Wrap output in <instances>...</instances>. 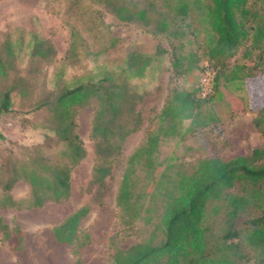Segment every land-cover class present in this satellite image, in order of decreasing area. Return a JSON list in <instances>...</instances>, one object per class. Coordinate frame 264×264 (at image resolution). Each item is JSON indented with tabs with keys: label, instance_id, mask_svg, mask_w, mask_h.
Segmentation results:
<instances>
[{
	"label": "rangeland",
	"instance_id": "374dc122",
	"mask_svg": "<svg viewBox=\"0 0 264 264\" xmlns=\"http://www.w3.org/2000/svg\"><path fill=\"white\" fill-rule=\"evenodd\" d=\"M121 4L127 6L131 12L148 4L152 6L147 9L149 24L117 19L114 6ZM161 4V0H0V56H6L5 49L8 45L11 51L8 61L12 68L6 84L12 86L17 82L16 88L11 92V110L0 119V129L5 136V140L0 141V162L10 158V155H25L26 147H32L42 141L43 136L49 135L29 126L47 122V111L35 107L41 100L67 86L78 82L87 84L98 79L107 91H118L119 96L112 102L116 115L110 119L104 118L112 133L107 143L94 151V155L87 130L93 110L106 106L105 101L98 100L103 96L87 95L82 105L73 109V130L81 138V143H88V151L81 163L69 170L70 188L66 199L48 201L42 208L31 211L25 207L24 202L16 208L24 211L17 213L11 210L12 207H3L6 202L3 199L5 193L0 189L2 223L12 228L17 225L16 218L19 216L23 224H26L18 226L22 230L29 229L34 234L31 240L43 247L45 241L38 230L57 224L81 205L87 204L88 211L79 222L78 236L84 237L100 208L111 211L105 226L91 235L90 244L84 243L86 258L78 263L77 254L74 253L78 247L69 249L66 264H114L113 254L116 250L125 249L140 241H148L150 233L155 229L154 225H158L157 214L161 203L158 191L162 190V186L168 185L163 180H170L178 171H192L199 159L218 157L227 160L236 155H248L253 148L264 145V138L252 122L256 117V110L248 78L243 80L244 84L241 80V84L239 80L223 84V78H218L211 95L213 100L201 106L202 114L207 108L215 114L217 120L213 124L196 128L180 138L179 134L183 129L181 125H176L175 133L170 134L166 131L170 126L168 120L158 123L157 115L172 90L192 91L196 95L199 80L204 76H211L212 71L205 57H202L197 61V69L188 75L192 81L172 74L168 65L169 40L166 35L155 33L151 28L159 11L164 10ZM182 41L185 44L183 50L191 48L198 54L202 52L195 43ZM37 43H41V47L48 52L47 57L33 55L34 45ZM151 46L156 49L154 55H158L163 74L153 89H138L132 78L128 81L120 78L118 56L124 48L131 57L146 55ZM252 59L243 60L238 55L230 57L225 60L224 73L234 63L245 65V71H250ZM250 72L252 76L249 80L261 79L264 82L262 65ZM106 75L112 78L113 85L102 81V77ZM220 86L221 91L227 94L216 99V91ZM18 90L22 91L16 93ZM126 131L130 132L120 140L122 133ZM156 132L160 134L155 151L149 157L151 166H156L153 171L148 162V166L143 167V155L135 158L133 162L132 192L137 197L145 192L139 199L140 209L136 217H133L134 214L128 213V210L123 212L115 205L116 191L127 158L136 148L145 146L148 135ZM50 135L49 137H53L51 132ZM116 144L119 145L118 150L106 149V145L112 147ZM23 147L25 148L22 150ZM94 147L96 149V143ZM99 151L104 152L103 156H100L101 152L98 154ZM103 158L105 164L109 165V172L104 177L105 187L101 203L97 204L93 200L97 187L90 181L91 169L93 160L101 163ZM149 171L150 175L147 174ZM152 178L154 180L150 182ZM0 179H5V176L0 175ZM18 191H21L20 186ZM226 191L241 193L239 186ZM215 202L206 206L205 224L209 225L211 232L217 237L227 224V215L223 202L216 214L208 212ZM146 210L149 211L145 212ZM144 213L152 214L150 222L143 220L147 217ZM254 213L252 207L238 211L233 219L236 228L242 227L243 221ZM228 241L234 242L235 238ZM241 251L247 256L241 259V264H264V261L251 256L249 247H242ZM25 255L26 264H38L30 256L28 247H25ZM0 264H21L13 255L10 246L2 242Z\"/></svg>",
	"mask_w": 264,
	"mask_h": 264
},
{
	"label": "trees",
	"instance_id": "16d2710c",
	"mask_svg": "<svg viewBox=\"0 0 264 264\" xmlns=\"http://www.w3.org/2000/svg\"><path fill=\"white\" fill-rule=\"evenodd\" d=\"M161 3L164 10L159 11L151 28L155 33H163L169 40L168 65L172 74L192 81L188 75L197 69V61L205 57L212 69L210 73L213 89L217 86L219 77L223 78V84L235 80L243 82L248 78L256 110V117L252 122L264 138V82L261 79L249 80L251 70H255L258 65L264 68V0H161ZM148 7L152 6L148 4L131 12L125 5H116L114 14L120 21H137L148 25ZM182 40L195 43L202 52L198 54L191 48L183 50L185 44ZM5 51L6 56H0V119L11 110V92L17 86V82L12 86L6 84L12 68L8 61L11 55L8 45ZM32 53L42 58L48 56L41 43L34 45ZM127 54L125 69L120 67L119 74L120 71L133 69L137 63L145 62L146 55L131 57L130 53ZM236 55L243 60L253 58L250 71H245V65L234 63L224 73L225 60ZM98 80L67 86L37 103L35 107L47 111V122L29 126L49 135L43 136L42 141L32 147H23L25 155H10V158L0 162V175L5 176V179H0V189L4 191L3 199L6 201L3 207L18 208L25 202L28 209L39 208L48 201L58 202L69 196V170L84 156L81 141L73 130V109L80 107L87 95L103 96L98 100L105 101L106 106L96 107L90 122L89 139L93 155L100 145L107 143L112 133L104 118L110 119L116 115L112 102L119 96L118 91H107ZM102 81L113 85L112 78L108 75L103 76ZM221 88L222 86L216 91V99L227 94ZM197 89L196 87V95L192 91L172 90L161 107L157 121L161 123L168 120L170 126L166 131L170 134L175 133L176 125H181V138L196 128H205L217 120L210 108L202 114L201 106L210 103L213 97L209 95L202 98ZM19 91L22 90L16 93ZM130 131L123 132L120 140ZM50 132L53 137H49ZM159 134L156 132L148 135L145 146L138 147L131 153L121 175L115 205L123 212L128 210V213L134 214L133 217H136L140 209L139 199L145 193L137 197L132 192L133 162L143 155V167H146L147 162L152 167L149 157L155 151ZM161 134L166 136L163 132ZM4 140L5 136L0 131V141ZM109 148L112 151L118 150L119 145H106V149ZM52 149H55L54 152L49 153ZM100 152V156H103L104 152L99 151L98 154ZM155 167H152V171ZM108 172L109 165L105 164L104 158L101 163L93 160L90 181L97 187L93 196L97 204L101 203L104 177ZM147 174L150 175L151 171ZM16 180L25 182L29 189L26 198L14 203L7 192ZM153 180L154 178L150 182ZM163 182L168 185L162 186V190L158 191L161 202L157 214L158 225H154L155 229L150 233L148 241L116 250L113 254L114 264H241V259L247 257L241 251L245 246L250 248L254 259L264 261V145L253 148L248 155H236L227 160L218 157L199 159L192 171H178L170 180ZM237 186L240 187V194L227 193L226 190ZM212 202L215 203L208 210L210 214H216L223 203L226 208L227 224L217 237L211 232L209 225L205 224L206 206ZM251 207L255 213L243 221L242 227L236 228L233 219L237 212ZM87 211L88 205L83 204L58 224L41 229L39 235L44 238V247L31 240L34 234L21 231L17 225L9 228L0 218V242L10 246L21 264H26L25 247H28L30 256L38 264H66L68 250L78 247L74 253L80 263L86 258L85 244H90L91 235L98 233L111 215L109 209L100 208L86 231L87 235L85 233L84 237L78 236L79 222ZM147 211L149 210L145 212ZM144 214L147 217L143 220L150 222L152 214ZM232 238H235L234 242L228 241Z\"/></svg>",
	"mask_w": 264,
	"mask_h": 264
},
{
	"label": "crops",
	"instance_id": "0c3cea01",
	"mask_svg": "<svg viewBox=\"0 0 264 264\" xmlns=\"http://www.w3.org/2000/svg\"><path fill=\"white\" fill-rule=\"evenodd\" d=\"M124 49L119 54L118 58H119L120 67L125 69L126 62H127V59H128V54H127V52ZM155 50L156 49L151 46V48L148 50V52L146 54V59H144L145 62L137 63L136 66L133 69H129L128 71L127 70L120 71V78L122 80H125V81H128L129 78H132V81H136L135 85H137L138 89H142V90L153 89L159 83V79H160V77L163 74L162 67L160 68V65H159V62H158V55L157 56L154 55L155 54ZM138 65H141V66L138 67ZM0 131H1V129H0ZM76 134H77V132H76ZM89 135H90V127L87 130V136H89ZM77 136H78V134H77ZM78 138L81 139L79 136H78ZM81 146L84 149V156H85L87 154V151H88V143H81ZM83 157L75 165H78L79 163H81V161L83 160ZM17 186L18 187L20 186L21 191H18V187ZM16 187H17V189L15 190ZM28 189H29L28 185L25 182H23L21 180H16L12 184V186L10 187V189L8 190L7 193L10 196V198L12 199V201L15 203V202L19 201L20 199L26 198L28 196ZM46 203H44L39 208H29V210L31 211V210L40 209ZM11 210H14L17 213L24 211V210H17L15 207H12ZM16 224L18 226V225H25L26 223L23 224L21 218L18 216L16 218ZM53 225H56V224H51V226H53ZM46 227H50V226H44V227L40 228L38 231H40L41 229L46 228ZM20 230L24 231V232H27V233H31V232H29L30 231L29 229L22 230L20 228ZM35 230H34V232H36ZM34 232H32V233H34Z\"/></svg>",
	"mask_w": 264,
	"mask_h": 264
},
{
	"label": "built area",
	"instance_id": "2783aa9c",
	"mask_svg": "<svg viewBox=\"0 0 264 264\" xmlns=\"http://www.w3.org/2000/svg\"><path fill=\"white\" fill-rule=\"evenodd\" d=\"M197 92L198 95L202 98L212 95L213 88H212V78L210 75L204 76L201 78L197 85Z\"/></svg>",
	"mask_w": 264,
	"mask_h": 264
}]
</instances>
